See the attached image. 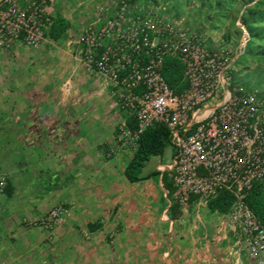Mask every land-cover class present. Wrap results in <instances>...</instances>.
I'll return each mask as SVG.
<instances>
[{
    "label": "crops",
    "instance_id": "obj_1",
    "mask_svg": "<svg viewBox=\"0 0 264 264\" xmlns=\"http://www.w3.org/2000/svg\"><path fill=\"white\" fill-rule=\"evenodd\" d=\"M61 14L71 26L60 39L0 50V164L46 182L10 217L0 263L254 264L239 255L243 234L228 213L174 200L169 162L149 172L146 164L132 182L125 169L135 150L108 153L128 112L111 80L82 61L80 36L61 42L73 26ZM61 202L70 212L53 236L28 223Z\"/></svg>",
    "mask_w": 264,
    "mask_h": 264
},
{
    "label": "built area",
    "instance_id": "obj_2",
    "mask_svg": "<svg viewBox=\"0 0 264 264\" xmlns=\"http://www.w3.org/2000/svg\"><path fill=\"white\" fill-rule=\"evenodd\" d=\"M56 1L0 0V50L17 42L28 50L39 48L54 23ZM137 1L99 4L78 40L84 64L111 80L121 108L137 120L133 128L128 118L120 122L116 144L107 151L136 150L149 127L166 125L175 153L164 171L173 183L174 200L182 207L193 200L208 205L222 190L231 192L229 221L243 234L239 255L264 264V224L246 201L255 184L264 182V99L231 73L249 32L243 26L234 54L209 49L204 34L184 17L168 14L161 3L137 7ZM168 56L178 57L185 67L187 87L178 93L163 74ZM8 180L0 170V200ZM69 212L61 202L27 221L51 237Z\"/></svg>",
    "mask_w": 264,
    "mask_h": 264
},
{
    "label": "rangeland",
    "instance_id": "obj_3",
    "mask_svg": "<svg viewBox=\"0 0 264 264\" xmlns=\"http://www.w3.org/2000/svg\"><path fill=\"white\" fill-rule=\"evenodd\" d=\"M111 0H57L53 13H63L72 20L73 26L61 41L64 45L68 39L78 38L83 29L94 20L97 6ZM212 0H138L137 7L149 2L161 3L165 11L178 17H184L194 28L204 34L206 46L209 49L226 48L231 54L238 49L243 38V26L240 16L243 11L242 2L234 11L226 9L213 10L210 8ZM240 7V8H239ZM247 29V28H246ZM248 31V30H247ZM76 44V48H77ZM247 50L236 59L231 69L234 81L240 82L246 89L257 91L264 99V60L252 59ZM173 146L169 145L163 155L152 156L145 168L146 172L152 171L158 162L168 163L173 157ZM14 161L11 160V163ZM9 164H0V170L12 178L14 192L12 196L5 194L0 200V238L8 231L11 216L23 212L40 195L45 180H36L32 175L17 179V172L12 171ZM264 187V182H263Z\"/></svg>",
    "mask_w": 264,
    "mask_h": 264
},
{
    "label": "trees",
    "instance_id": "obj_4",
    "mask_svg": "<svg viewBox=\"0 0 264 264\" xmlns=\"http://www.w3.org/2000/svg\"><path fill=\"white\" fill-rule=\"evenodd\" d=\"M239 0H212L210 8L213 10L226 9L225 11H234ZM242 14L240 19L246 26L250 38L247 42V52L252 59L264 60V0H243ZM240 8V7H239ZM70 21L61 13H57L54 23L48 32V36L57 40L60 39L64 33L70 28ZM240 57V56H239ZM238 57V58H239ZM185 67L183 62L175 56H168L165 59L163 66V74L175 90L181 92L187 87V82L184 78ZM264 71V68H263ZM128 124L132 128L137 125L135 116H130ZM173 145L171 132L164 124H155L149 127L140 137L139 145L136 148L134 155L127 164L125 173L132 182H137L145 178L142 175L143 168L147 162L155 155H163L165 149ZM166 180L167 187L172 192L174 190L172 181L168 176L163 174ZM14 186L12 179L8 180L6 194L12 196ZM248 205L254 210L257 216L264 224V187L263 182L256 183L254 188L249 192L247 199ZM234 202V196L227 190H222L220 194L209 201V207L213 211H220L227 213Z\"/></svg>",
    "mask_w": 264,
    "mask_h": 264
}]
</instances>
